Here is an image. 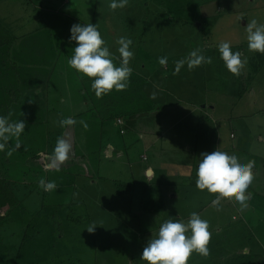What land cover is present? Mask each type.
<instances>
[{
	"label": "rangeland",
	"instance_id": "1",
	"mask_svg": "<svg viewBox=\"0 0 264 264\" xmlns=\"http://www.w3.org/2000/svg\"><path fill=\"white\" fill-rule=\"evenodd\" d=\"M108 4L109 0H0V25L11 38L0 50V115L25 121L20 140L33 146H22L11 157L6 154L9 149L0 151V194L3 187L13 195V205L0 207V264H146L141 260L144 247L159 223L173 218L176 210L168 195H154L142 177L148 164L144 157L169 164L173 155L184 160L190 155L183 166L171 163L168 169L170 175L192 173L197 179L202 153L218 146L234 151L236 140L230 135L241 137L234 126L253 129V152L264 145V53L248 50L245 30L254 18L264 23V0H129L127 7L115 11ZM77 23L98 24L117 65L116 41L122 35L133 40V71L125 90L98 98L91 87L93 78L69 66L76 46L69 42L70 29ZM223 41H230L233 51L246 60L238 76L220 58L218 45ZM195 49L212 57V63L191 71L185 65L174 75L175 62ZM161 57H167V65L159 63ZM196 105L209 106L210 118L201 117L215 132L212 147H193L197 153L192 155L181 150L186 143L195 145L189 125L195 126L196 115H186ZM65 117L77 124L60 127ZM118 119L126 135L115 126ZM81 120L87 122V130ZM130 124L140 141L121 158L108 159L102 142L133 139ZM160 124L179 127L172 137L155 143ZM217 127L228 141L217 140ZM183 128L188 130L181 134ZM61 136L70 139L72 152L57 170L50 166V157ZM14 144L13 138L9 148ZM42 178L54 181L56 189L44 191ZM194 197L193 211L204 207L199 214L210 222L212 238L210 255L193 253L188 264H261L260 252H251L259 248L256 236L264 238V218L258 221L252 213L251 235L249 226L233 221L232 205L227 203L220 214L200 189ZM93 223L96 230L89 232Z\"/></svg>",
	"mask_w": 264,
	"mask_h": 264
},
{
	"label": "clouds",
	"instance_id": "2",
	"mask_svg": "<svg viewBox=\"0 0 264 264\" xmlns=\"http://www.w3.org/2000/svg\"><path fill=\"white\" fill-rule=\"evenodd\" d=\"M129 0H109V8L113 11L127 7ZM246 40L248 50L264 53V23L258 19L248 21ZM69 42H75L73 53L68 64L82 76L92 79V90L98 98L110 93L112 90H125L130 83L133 69L129 66L135 53L132 51L133 40L122 35L116 41L118 45L120 63L114 62V54L110 51L103 39L98 24L77 23L70 29ZM220 58L225 67L234 75H239L246 60L240 51H233L230 41L220 42L218 45ZM162 66L167 65V57L159 58ZM212 57L202 53V49H195L183 59L175 62L174 75H179L187 65L188 70H193L203 64H211ZM156 98V93L152 94ZM62 128H69L77 124L72 117L59 120ZM85 130L88 129L86 121H79ZM26 122L19 119L11 121L8 117L0 115V151L7 150V156L21 149L20 137L25 132ZM15 139L14 147L9 148V142ZM72 143L70 139L61 136L57 139L53 154L50 157V166L59 170L70 157ZM255 161L243 162L237 154H230L218 147L215 151L204 152L198 162L196 171V187L201 191L207 190L210 194H217L213 204H219L222 198H235L242 206H247L250 193L249 186L254 180ZM151 175V170H149ZM40 187L44 191L56 189L54 181L40 180ZM247 193V194H246ZM97 224L93 223L87 228L89 232L96 230ZM212 238L210 222L195 211L190 213L189 219L170 218L159 223L158 232L154 233L142 252L141 260L146 264H188L193 253L207 257L210 255L209 244Z\"/></svg>",
	"mask_w": 264,
	"mask_h": 264
},
{
	"label": "crops",
	"instance_id": "3",
	"mask_svg": "<svg viewBox=\"0 0 264 264\" xmlns=\"http://www.w3.org/2000/svg\"><path fill=\"white\" fill-rule=\"evenodd\" d=\"M245 76H247V75H245ZM242 79H244V77ZM88 106H89V104H88ZM193 107L194 108H192V111L187 113L186 116L196 115L197 120H196L195 126L189 125V129L191 131H194V135H193L194 137L193 138L195 139V145L190 146V145H188V143H186L187 145H185V146L187 148L186 149L184 148L183 150H181V151H184L188 154L192 153V155H194L195 151L197 153V150H194L193 147H196V149L199 147L203 148L204 146L208 147V149L210 147H212V140H213V136H214V132H215L214 128H213V131L208 129L207 126H209L208 125L209 123H206V121H205L210 116L209 115V109H210L209 106L200 107V106L196 105ZM81 111H86V109L83 107ZM202 115L206 116L205 120H203V117H201ZM184 119L186 120L187 118L185 117ZM119 120L122 121V119H118L115 126H118L120 128L122 135H126L127 133H125V131L122 129L124 126V122L122 121V124L120 125V124H118ZM211 122L213 123V121H211ZM131 125L132 124H130L129 131H130V135L134 136L133 139L132 138L126 139L123 144L121 142H119L118 144L117 143L115 144L114 142H112L110 140H108L105 143L102 142V144H105L104 150L107 153L108 159H115V157L121 158L123 155H125L124 154L125 150L130 149L131 146L134 145L135 142L137 143L138 141H140L136 137L138 134L137 131H133L134 126L133 125L131 126ZM205 126L207 128H205ZM177 127H179V126H177L176 124H174L172 126H170L169 124H165V125L160 124L157 131H156V133L158 134V137L155 139V143L158 142L159 140H160L159 142L164 141L166 136H169V134L172 137V135H173L172 132L175 131L176 129L178 130ZM201 127L205 130L202 132V134H201V131H202ZM234 127H237V132H239L238 134L241 135V137H237L236 133H235V135L234 134L230 135V138H232L234 141L236 140V142H234L235 144H233V146L231 148V149H234V151L230 150L229 146H228V148L225 146L224 149H222V148L221 149L229 152L230 154H232V153L237 154L239 156V158L245 163H247L249 161H255V165H254V169H253L254 180L247 190V193H250V199L247 201V206L246 207L242 206L239 202H237L235 200L234 197L230 198V199L229 198H222L220 200L219 204L214 205L213 200L216 199L217 194H208V193H206V190H204V192L202 191V194L205 196L207 203L211 202L212 206L219 208L220 214L222 212H226L224 210V207L227 203L232 205V207H234L235 211H236V214H234L232 217L233 221H236V222L241 221V223H243V227L249 226V231H250L249 233L252 235L253 231H252V227L250 226V220H252V221L254 220L252 213L254 212V215L256 216L258 221L259 220L262 221L261 219L264 218V215H263V213H264V145L262 147L260 145V148H258V149H260V152L259 151L253 152L252 151L253 144H251V142H252L251 135H253V129H251L249 126H246V129L243 128V131H242V129L240 128L239 125L234 126ZM226 128L228 129V127H226ZM187 130L188 129L183 128V131L181 132V134ZM216 130H217L216 134L218 137L217 138L218 141H222L223 137L226 138V140L228 141V139H227L228 135L224 136L222 134V128L217 127ZM139 134H141V133H139ZM181 134H180V136L177 135L176 138H181ZM201 135H203V137H201ZM181 141H182V139H181ZM200 142H202V144ZM24 143L26 145L24 147H28V146L33 147L30 144H28V146H27L26 142H24ZM260 143L261 144L264 143L263 137L260 138ZM225 144H228V143H225ZM218 147H220V146H218ZM189 158H190V155H189ZM189 158L186 157V159L184 160L183 156H181L179 154L173 155L170 158L169 162H167L169 164H166V163L160 161V160H164L161 158L157 159L156 157H154V159L151 160V159H148L147 157H144V159H147L148 164H147V167L145 168V170L141 174L142 177L144 179H147V182H149L151 184L150 187H151V190L153 191L152 193L154 195L155 194H161L162 196L165 195V197H166V195H168V198H170V201H172L170 204V207L172 205H174V209L176 210V212H174L173 218H182L185 221H187L189 219L190 213L188 216H184V214H186V212H193V210H195L197 208V207H194L195 200H196L194 195L197 193V190H199L194 185L195 184L194 181L196 178H194V176H191L192 173H190L189 175L186 173H185V175H182V172H180V173H177L175 175H170V171L168 169V166L171 163H175L177 165V168H179L178 166L179 165L183 166L184 162L186 160H188ZM187 167H190V164L189 165L187 164ZM149 170H151V175H149ZM262 180H263V183L261 184ZM155 186H156V189H155ZM189 197H191V198L187 199ZM154 199L156 200L157 198H154ZM161 203H162V200H161ZM211 205L206 204L205 206H211ZM165 208H166V206H165ZM203 208H201L199 210V212H201ZM199 212H197V213H199ZM235 217H236V219H235ZM240 228H242V227H240ZM260 229H261V232L264 231V224L260 226ZM243 230L246 231L245 229H243ZM261 234L264 235V233H261ZM255 240L258 242L259 248H253L254 251H252L251 254H253V253L256 254V252L258 253V251H259L260 252V256H259L260 258H258V260H259V262H261V264H263L262 261H264V238L261 237L260 235H257ZM246 253L247 254L249 253L248 249H247ZM252 261H254V260H252Z\"/></svg>",
	"mask_w": 264,
	"mask_h": 264
},
{
	"label": "trees",
	"instance_id": "4",
	"mask_svg": "<svg viewBox=\"0 0 264 264\" xmlns=\"http://www.w3.org/2000/svg\"><path fill=\"white\" fill-rule=\"evenodd\" d=\"M6 39L11 40L10 36L5 32V30L0 25V50L4 49V47H6V45H5ZM26 53H27L26 57H29L27 50H26ZM19 57L25 58V54H22L21 52H19ZM1 189H2V192L0 194V196H1V199H0V205L1 206L0 207L4 208L7 205H13V202L10 201V198L12 200L13 195L10 192H8L6 189H4L3 187H1Z\"/></svg>",
	"mask_w": 264,
	"mask_h": 264
},
{
	"label": "built area",
	"instance_id": "5",
	"mask_svg": "<svg viewBox=\"0 0 264 264\" xmlns=\"http://www.w3.org/2000/svg\"><path fill=\"white\" fill-rule=\"evenodd\" d=\"M118 124H120V125H121V124H122V121H121V120H119ZM235 219H236V217H235Z\"/></svg>",
	"mask_w": 264,
	"mask_h": 264
}]
</instances>
